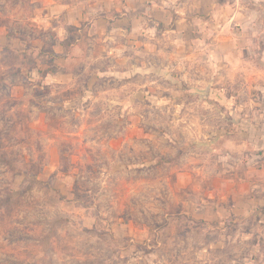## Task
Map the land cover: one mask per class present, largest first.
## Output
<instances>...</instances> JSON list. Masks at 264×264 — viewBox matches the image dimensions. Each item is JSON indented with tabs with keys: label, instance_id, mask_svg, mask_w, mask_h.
<instances>
[{
	"label": "rangeland",
	"instance_id": "obj_1",
	"mask_svg": "<svg viewBox=\"0 0 264 264\" xmlns=\"http://www.w3.org/2000/svg\"><path fill=\"white\" fill-rule=\"evenodd\" d=\"M37 5L0 0V264H264V39L126 50L61 86Z\"/></svg>",
	"mask_w": 264,
	"mask_h": 264
},
{
	"label": "crops",
	"instance_id": "obj_2",
	"mask_svg": "<svg viewBox=\"0 0 264 264\" xmlns=\"http://www.w3.org/2000/svg\"><path fill=\"white\" fill-rule=\"evenodd\" d=\"M35 2L36 11L27 21L41 32L55 35L50 45L41 38L30 44H40L38 48L51 58L43 77L61 86L77 81L76 63L84 73L105 60L132 64L124 56L126 50L217 47L231 40L228 34L232 32L240 33L234 40L239 49L252 48L258 38L264 39V0H32ZM157 27L162 29L161 40L154 38ZM6 30L0 43L3 48L10 47V30ZM97 50L99 55L94 56Z\"/></svg>",
	"mask_w": 264,
	"mask_h": 264
}]
</instances>
